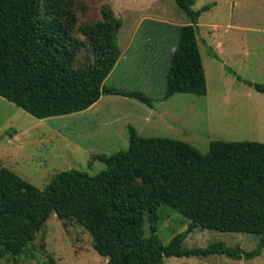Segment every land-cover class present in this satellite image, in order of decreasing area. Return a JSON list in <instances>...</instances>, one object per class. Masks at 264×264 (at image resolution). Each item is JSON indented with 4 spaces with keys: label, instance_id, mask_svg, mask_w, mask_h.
Wrapping results in <instances>:
<instances>
[{
    "label": "trees",
    "instance_id": "1",
    "mask_svg": "<svg viewBox=\"0 0 264 264\" xmlns=\"http://www.w3.org/2000/svg\"><path fill=\"white\" fill-rule=\"evenodd\" d=\"M189 23L181 27L165 93L198 97L207 93L198 47V19L211 5L173 0ZM42 0H0V97L42 120L87 110L103 95L134 99L148 108L154 100L140 90L104 86L120 50L121 20L105 14L87 31L95 54L89 66L71 69L80 43L63 23L41 19ZM68 17V14H65ZM209 53L215 55L214 52ZM217 57V55H216ZM218 59V58H217ZM237 80L264 94V84ZM100 173L70 170L56 174L40 190L0 167V257L26 254L51 214L65 228H84L106 264H163L167 257L223 255L252 260L264 250V143L211 141L206 154L173 139L141 137L128 127V147L103 159ZM188 219L186 230L163 245L157 238L158 208ZM149 235L144 237V223ZM200 228L259 238L255 249L212 243L187 248L183 242Z\"/></svg>",
    "mask_w": 264,
    "mask_h": 264
},
{
    "label": "rangeland",
    "instance_id": "2",
    "mask_svg": "<svg viewBox=\"0 0 264 264\" xmlns=\"http://www.w3.org/2000/svg\"><path fill=\"white\" fill-rule=\"evenodd\" d=\"M146 2L154 6L147 7L137 38L118 39L117 35L120 61L104 84L143 91L154 100L153 108L134 99L103 95L89 111L39 120L0 97V167L40 190L60 172L76 170L94 176L104 170V158L127 149L129 126L141 137L183 141L201 154L215 140L264 143V94L229 71L264 84V0L195 2L194 10L211 5L198 19L197 40L207 85L202 97L174 94L163 98L170 56L178 46L181 27L189 23L173 0H42L41 19L70 28L72 38L80 43L70 68L79 69L95 58L86 37L88 29L102 23L105 14L119 20L135 8L143 14ZM157 212L156 235L166 245L186 230L189 221L166 206ZM148 235L146 220L144 237ZM258 241L255 235L197 228L183 245L204 248L221 242L251 251ZM92 245L84 228L73 224L64 228L51 214L32 244L35 259L24 253L5 254L0 264H106L107 259ZM163 264H264V250L248 261L210 255L167 257Z\"/></svg>",
    "mask_w": 264,
    "mask_h": 264
},
{
    "label": "crops",
    "instance_id": "3",
    "mask_svg": "<svg viewBox=\"0 0 264 264\" xmlns=\"http://www.w3.org/2000/svg\"><path fill=\"white\" fill-rule=\"evenodd\" d=\"M135 6V5H134ZM149 6H151V7H153L154 6V3L153 2H146L144 5H143V7H144V9H146V10H144V13L143 14H140L139 12H141V10L140 9H138V8H135L134 10H131V12H129V13H127V16L126 17H122V20H121V28H120V30H119V32H118V39H120L119 37H121V36H125L126 38H128V39H131V40H133V39H136L137 38V36H138V33H139V28H140V24L142 23V21H144L146 18L145 17H143V16H146V15H148L147 14V11H148V8L147 7H149ZM143 11V10H142ZM151 16L153 17L154 15L153 14H151ZM214 38H216V36L215 37H213V39ZM219 44V43H218ZM118 45H120V44H118ZM123 52H125L124 50H122V53ZM172 55V54H171ZM171 57V56H170ZM119 61H120V58L117 60V62H116V64H115V66H114V68L112 69V71L110 72V74L108 75V77H110V76H112V73L115 71V68L117 67V64L119 63ZM221 61V60H220ZM170 62V61H169ZM107 77V78H108ZM106 80V79H105ZM105 82V81H104ZM166 85V84H165ZM104 86H105V84H104ZM107 87V86H106ZM110 96V95H109ZM100 100V99H99ZM99 101H97L96 103H98ZM96 103L95 104H93L90 108H88L87 109V111H89L90 109H93L94 108V105H96ZM93 107V108H92ZM86 111V110H85ZM152 118H154V117H152Z\"/></svg>",
    "mask_w": 264,
    "mask_h": 264
}]
</instances>
